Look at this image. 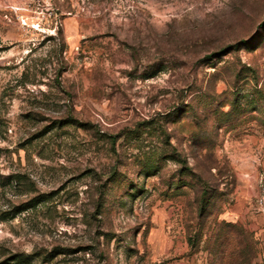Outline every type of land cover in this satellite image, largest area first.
Wrapping results in <instances>:
<instances>
[{
  "label": "rangeland",
  "instance_id": "374dc122",
  "mask_svg": "<svg viewBox=\"0 0 264 264\" xmlns=\"http://www.w3.org/2000/svg\"><path fill=\"white\" fill-rule=\"evenodd\" d=\"M0 264H264V0H0Z\"/></svg>",
  "mask_w": 264,
  "mask_h": 264
},
{
  "label": "trees",
  "instance_id": "16d2710c",
  "mask_svg": "<svg viewBox=\"0 0 264 264\" xmlns=\"http://www.w3.org/2000/svg\"><path fill=\"white\" fill-rule=\"evenodd\" d=\"M11 180H12V182H13L14 184H16V183L18 182V178H17L16 176L11 177ZM17 212H18V211H17ZM12 259H16V258L14 257V258H12Z\"/></svg>",
  "mask_w": 264,
  "mask_h": 264
}]
</instances>
